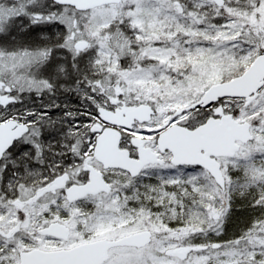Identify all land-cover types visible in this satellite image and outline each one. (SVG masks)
Instances as JSON below:
<instances>
[{"label":"snow or ice","instance_id":"6c2138e0","mask_svg":"<svg viewBox=\"0 0 264 264\" xmlns=\"http://www.w3.org/2000/svg\"><path fill=\"white\" fill-rule=\"evenodd\" d=\"M0 264H264V0H0Z\"/></svg>","mask_w":264,"mask_h":264}]
</instances>
